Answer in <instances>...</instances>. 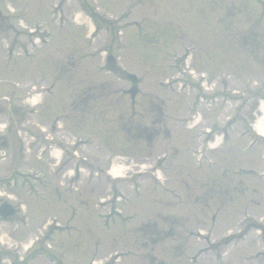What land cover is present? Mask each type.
<instances>
[{
    "label": "rangeland",
    "instance_id": "1",
    "mask_svg": "<svg viewBox=\"0 0 264 264\" xmlns=\"http://www.w3.org/2000/svg\"><path fill=\"white\" fill-rule=\"evenodd\" d=\"M55 1L0 0V124L14 110L0 207L17 208L0 215V264H264V139L241 151L264 102V0H71L79 26L57 25ZM36 25L52 35L42 46ZM196 83L211 95L199 105ZM32 86L47 89L34 114L10 98ZM204 135L216 148L199 162ZM36 171L38 201L25 191Z\"/></svg>",
    "mask_w": 264,
    "mask_h": 264
},
{
    "label": "bare ground",
    "instance_id": "2",
    "mask_svg": "<svg viewBox=\"0 0 264 264\" xmlns=\"http://www.w3.org/2000/svg\"><path fill=\"white\" fill-rule=\"evenodd\" d=\"M37 101V97L33 95V97L31 98V103H34ZM260 114L257 116L255 122H254V130L257 132V134H259L260 136L264 137V102H262L260 105H259V108H258ZM213 146V143L211 142L209 144V147L211 148ZM53 152H51V155L53 156ZM45 160H46V157H45ZM108 175L115 179V178H122L123 175L121 174L120 172V169H118V167L116 166H113Z\"/></svg>",
    "mask_w": 264,
    "mask_h": 264
},
{
    "label": "water",
    "instance_id": "3",
    "mask_svg": "<svg viewBox=\"0 0 264 264\" xmlns=\"http://www.w3.org/2000/svg\"><path fill=\"white\" fill-rule=\"evenodd\" d=\"M127 78H128L131 82H133V83H135V82L137 81V79H136V77H135L134 75H128ZM128 92H129V94H130L131 99L133 100L134 97H135V95H136L137 92H138L137 86H136V85H133V86L129 89ZM14 214H15V209H14L11 205L5 203V204H3V205L0 207V215L3 217V219H8V218H10L11 216H13Z\"/></svg>",
    "mask_w": 264,
    "mask_h": 264
}]
</instances>
